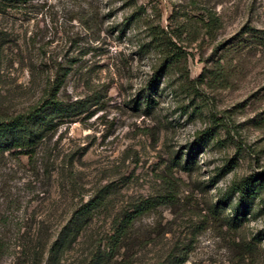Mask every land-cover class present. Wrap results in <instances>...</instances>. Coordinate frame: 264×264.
Instances as JSON below:
<instances>
[{
    "label": "rangeland",
    "instance_id": "obj_1",
    "mask_svg": "<svg viewBox=\"0 0 264 264\" xmlns=\"http://www.w3.org/2000/svg\"><path fill=\"white\" fill-rule=\"evenodd\" d=\"M35 109L32 156L0 155V264H264V178L250 199L227 193L264 172V0H0V116Z\"/></svg>",
    "mask_w": 264,
    "mask_h": 264
},
{
    "label": "trees",
    "instance_id": "obj_2",
    "mask_svg": "<svg viewBox=\"0 0 264 264\" xmlns=\"http://www.w3.org/2000/svg\"><path fill=\"white\" fill-rule=\"evenodd\" d=\"M9 1V0H5ZM216 20V18L213 16L212 19ZM156 34V37L160 40V42L163 45V59L162 63H172L174 59L178 56V53L180 49L176 46V44L172 41L171 37L168 35L167 31L164 28L158 27L156 31H154ZM253 38H251L253 41H256L257 43H262L263 37L255 35L254 33L250 32ZM155 77V75L153 76ZM152 77V81H153ZM155 79V78H154ZM187 79V78H186ZM59 85L56 88V91L58 90ZM190 87L195 89V86L190 83ZM147 89H150V87H147ZM136 100V99H135ZM145 103L147 107H151L153 102H155V99L152 97L151 93H148L145 97ZM138 103L140 102L137 101ZM51 104V108L55 107L58 109H63L61 106L60 100L53 98L49 99L46 104ZM40 110L35 109L34 112H32L29 115H17L8 119L2 118L0 116V155L5 150H10L14 148H20V151L26 150V154L32 156L33 147L36 145V143L41 139L42 137V129L36 126L37 119L41 117V114H38ZM47 111V110H45ZM45 111L43 113H45ZM213 127H210L202 132V136L204 134L210 135L212 132L211 130ZM190 160H187L186 163H189ZM260 176V177H259ZM264 178V172L259 173L257 175H246L241 178L235 179L230 188L228 189L227 193H234L237 192L239 194L240 201L241 200H247L255 195L258 194L259 184L258 179ZM167 196V195H166ZM104 196H101L100 198L93 199L92 201L88 202V204L85 205V208L80 209L77 211L68 224V226L63 230V232L60 234L59 238L53 243L51 248L52 257H57L59 252L61 251L65 241L70 236V230L75 226V223L82 219L83 216L88 214L90 210L96 205L97 202L103 199ZM156 205V199L154 198H145L140 200L138 203H136L132 209L127 210L121 220L118 222V224L115 226L113 233L108 237L107 240V250L108 255L113 256L115 253L120 251L122 247L125 246V241L127 239L128 231L132 224L134 223L135 219L142 215L145 211H147L149 208ZM240 210L238 207H235L233 216L231 217L232 221L241 220L239 217ZM185 258L180 257L178 260H174L169 264H182L184 262ZM156 264H163V263H156Z\"/></svg>",
    "mask_w": 264,
    "mask_h": 264
}]
</instances>
